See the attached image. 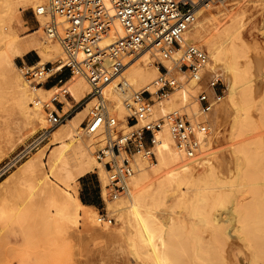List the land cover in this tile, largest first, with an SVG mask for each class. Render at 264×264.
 <instances>
[{"label":"bare ground","instance_id":"1","mask_svg":"<svg viewBox=\"0 0 264 264\" xmlns=\"http://www.w3.org/2000/svg\"><path fill=\"white\" fill-rule=\"evenodd\" d=\"M45 3L46 0H0V126H4L9 137L13 135L14 124H24L32 135L45 128L48 123L46 110L50 106L56 110V105L52 103L53 95L49 102L43 95L66 90L69 95L62 94L61 102L67 107L72 105L68 96L78 102L90 93L87 78L83 75L71 76L67 82L51 90L33 87L16 64L17 58L36 51L40 56L36 63L39 66L53 61L52 74L63 68V63L59 61L65 58L64 55L58 59L64 54L62 46L44 33L45 17H37L45 38L43 43L21 37L14 26L21 10L36 9ZM239 3L241 0H225L216 7V13L210 7L199 8L196 21L186 33L188 43L208 53L209 62L204 70L203 83L206 84L210 76H216L227 88L225 101L207 117L210 133L197 134L201 145L197 155L188 158L179 150L165 126L158 133V143L153 148L156 162L151 163L136 155L135 175L129 181L128 193L116 200L110 199L108 174L104 166L106 161L95 155L98 149H103L106 137L92 135L83 127L90 107L95 104V101H90L68 119V123L51 133L49 144L0 183V227L24 234L29 231L31 220L45 219L69 231L79 230L82 226L81 236L94 242L124 238L133 256L143 264H226L223 255L226 232H222L220 226H212L215 220L211 214L214 208L220 209L228 204L226 201L231 197L232 189L248 190L252 195L250 203L237 205L235 201L239 222L237 231L253 250L250 264H258L260 257L255 237L264 232V140L247 139L235 146L236 167L231 179L220 177L213 160L219 129L230 116L234 117L235 139L252 137L260 125L264 128V59L262 57L259 61L257 57V66L251 54L252 45L243 35L248 11L242 4L238 8L236 5ZM105 4L110 14L114 15L111 0H105ZM39 32L37 30L32 35ZM123 36L122 26L115 21L101 46H110ZM253 49L256 51V46ZM180 55L181 52H178L175 58ZM158 59L160 56L155 49L141 52L130 59L124 73L104 90L109 110L126 128L129 126L125 116L129 110L125 102L134 91L148 89L153 92L152 83L161 73L156 65ZM181 79L184 83L169 99L155 102L153 117H163L173 110L184 108L193 123L204 119L196 99L197 84ZM122 81L129 84L127 92L119 87ZM259 93L263 94L261 98L257 96ZM253 109L260 113V125L252 116ZM41 139L35 143H40ZM92 173L99 176L107 210L120 224L116 232L100 230L111 226L100 224L96 212L91 211L78 196L77 183ZM219 189L220 192L229 190L227 194L218 193L211 205V196ZM171 200L174 202L168 206ZM167 209L175 215L180 214L175 210L184 209L191 218L189 228L177 218L165 225L160 220V214ZM207 228H211L209 240L202 235ZM229 235L232 237L231 233Z\"/></svg>","mask_w":264,"mask_h":264},{"label":"built area","instance_id":"2","mask_svg":"<svg viewBox=\"0 0 264 264\" xmlns=\"http://www.w3.org/2000/svg\"><path fill=\"white\" fill-rule=\"evenodd\" d=\"M225 0H111L115 14L111 15L105 0H46L34 15L46 18L43 27L47 37L57 40L65 53L63 69L71 76L87 78L90 93L64 113L66 103L54 94L52 103L62 106L61 111L48 113L50 128H56L88 102L95 101L85 122V130L92 135L102 134L106 145L97 154L108 174L110 198L118 199L129 191V181L135 175V156L141 155L149 162H156L153 148L158 143V133L167 126L176 146L188 158L200 151L198 133L208 135L210 125L207 117L219 105L224 95L220 77L207 78L203 83L204 70L209 62L208 53L201 47L188 43L186 33L196 21L197 10L211 7ZM118 21L124 36L114 44L102 47L103 39ZM40 24V23H39ZM147 49H155L160 56L156 63L160 74L148 89L134 91L126 100L129 110L127 130H119L121 122L111 113L104 97V90L119 78L131 62ZM181 52L178 58L175 55ZM22 74L31 86H45L57 73L45 66L26 65ZM194 81L198 87L196 99L203 120L193 123L184 108L173 110L163 117H153L156 101L169 99L184 81ZM64 82L58 80L61 86ZM222 84V85H221ZM57 86V85H56ZM121 91L127 92L129 84L122 81ZM66 96L69 93L63 90ZM49 109V108H47ZM47 130L43 135L51 134ZM113 217L99 215L98 222L112 225Z\"/></svg>","mask_w":264,"mask_h":264},{"label":"rangeland","instance_id":"3","mask_svg":"<svg viewBox=\"0 0 264 264\" xmlns=\"http://www.w3.org/2000/svg\"><path fill=\"white\" fill-rule=\"evenodd\" d=\"M241 4L239 3L236 6H238L239 8V5H241L245 10L248 11V17L245 22L246 26L243 30V35L246 38L247 43L252 45L251 54L253 55L254 60L256 61L257 57H259L258 60H261L262 57L264 59V0H241ZM218 5L219 4H216L210 7L212 12L216 13V7ZM34 11L35 7L21 10L16 18L14 26L17 28L21 37L24 36L26 39H35L38 43H43L45 38L42 32L41 23L35 17ZM37 30L40 32L32 35ZM255 46L257 48L256 51H254L255 49H253V47ZM29 53L30 54H28L24 59H16V64L18 65V67L21 68L23 64L35 65L40 60V56L36 51H31ZM63 55L64 57H66L64 53L60 57H58V59L63 57ZM32 60L34 61V64H31ZM258 60L255 62L256 64L260 61ZM158 61L159 59L156 60V63ZM51 62H48L46 64L47 67H54L53 61ZM63 72V74H66L67 77H71L68 69H63ZM58 74L60 73H57V75H55L57 78H59ZM56 77L52 78V80H55L51 83L56 82ZM209 78L211 79V76ZM66 81L67 80H65L64 82ZM222 84H224L223 81ZM223 90L224 98L222 99V101H225V97L227 96V88L225 85ZM54 94H59V100L61 101L63 92L59 91H52L49 95H43V97L46 98V102H49V99L52 97V95L54 96ZM262 95V93H259L257 96L258 98H261ZM67 99L72 105L67 106L64 113L68 112L76 103L81 101L80 100L78 102H75L71 96H68ZM55 105L57 106V104ZM91 108L92 106L90 107L88 114ZM53 110H55V108L53 106H50V108L46 110L45 116L48 118V113ZM77 113L78 112L74 113L73 116H75ZM129 114L130 113L128 112V114L125 116L126 120ZM114 115L117 117L116 114ZM252 116L260 125L261 122L259 120V111L253 109ZM71 117L69 119H71ZM117 119L119 120L118 117ZM233 119L234 117L230 116L226 120V123H224L219 129V140L213 159L222 179H231L234 176L236 165L233 150L235 146H237V144H240L247 139L257 140L259 138H262L264 140V128L261 127V125L258 131L254 135H252V137L247 136L248 138L239 137L235 139L233 136ZM67 121H65L63 124H66ZM119 122L121 121L119 120ZM62 125L56 128H50V124L48 122L44 129L40 130L35 135H32L30 129L26 128L24 124H14L12 126L13 135L10 137L7 135L4 126L1 125L0 183L4 179L9 177L12 173L17 171L18 167H20L24 161L32 157L33 154L43 146L50 143L49 141H51V134L47 138L43 137L47 130H51L53 132L54 130L60 128ZM83 127L85 128V124H83ZM119 130L125 131L127 130V128L124 125L120 124ZM39 138H42L40 143H35ZM105 145L106 141L102 148H104ZM99 151L100 149L95 152L96 156ZM76 190L78 191V196L81 201L86 206H88L91 211L96 212V217H99V215L103 214L107 215L108 217L114 218L115 221L112 225H110L111 227L109 229H99L104 230L108 233L116 232L120 227V224L116 222V218L112 216L107 210L106 202L102 197V189L101 182L99 181V176L96 173H92L87 177L79 180L76 185ZM228 190L229 189L221 190V192L220 189L216 190L213 193L214 195L212 194L211 196V205L212 202L215 201L216 195L218 193L227 194ZM231 192V197H229V199L226 201V203L228 204H224L225 207L221 206L222 208L219 207L220 209H213L214 211H212L211 215L215 221H213L212 226H220L221 231L224 233L226 232L224 237H226L227 241L223 253V255L225 256L224 258L226 264H250L253 256V250L247 246V243L242 239L243 235L237 231L239 222L237 220L238 212L235 207L238 204L250 203V201L252 200V195L248 192V190L238 191L236 189H232ZM173 202V200L169 201L168 206H171ZM175 211H179L180 214L175 215L173 212L167 209V211H164L163 214H160V220L165 225H168L170 222H172L173 218H177V220L182 221V223H185L187 228H189L191 224V218L187 215L186 211L184 209ZM29 225V231L24 232V234L27 233L26 235H24L23 233L16 234L10 232L9 230H4L0 227V264H143L133 256L128 247V243L124 238H116L114 240H107L104 242H94L91 240H87L86 238H83L81 236V231L83 228L82 226L79 227V230L69 231L65 228L60 229L56 227L52 222L45 219L34 218L33 220H31V222H29ZM210 229L211 228L204 229L202 232L205 240H209L211 237ZM229 233L232 234V237L231 235H229ZM255 239L257 241V251L260 257L258 264H264V232L259 233L255 237ZM260 241H262L263 244Z\"/></svg>","mask_w":264,"mask_h":264},{"label":"crops","instance_id":"4","mask_svg":"<svg viewBox=\"0 0 264 264\" xmlns=\"http://www.w3.org/2000/svg\"><path fill=\"white\" fill-rule=\"evenodd\" d=\"M28 54H30V53H27V54H25L23 57H20L21 59H24V58H26L27 57V55ZM20 58H18V59H20ZM31 64H34V61L32 60V62H31ZM64 72H63V70L60 72V74H58L59 75V78H57L56 76H54V77H56L57 79H56V82L55 83H51L52 81H54L55 79H50L49 81H48V83L43 87L45 90H51L52 88H54V87H56V85L57 86H60L59 84H58V80H62L63 82L65 81V80H69L70 78L69 77H67L66 76V74H63ZM69 78V79H68ZM66 81V82H67ZM56 107V110L58 111V112H60L61 111V108H62V106H55ZM65 108H66V106H65ZM65 108H64V111H65ZM90 175V174H89ZM88 176V175H87ZM86 177V176H85ZM85 177H83V178H85ZM82 178V179H83ZM81 200V199H80Z\"/></svg>","mask_w":264,"mask_h":264}]
</instances>
